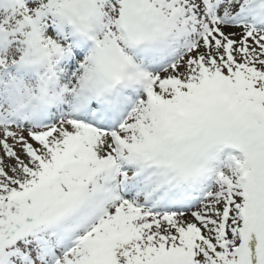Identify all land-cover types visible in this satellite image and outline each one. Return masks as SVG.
<instances>
[{"label":"snow or ice","instance_id":"snow-or-ice-1","mask_svg":"<svg viewBox=\"0 0 264 264\" xmlns=\"http://www.w3.org/2000/svg\"><path fill=\"white\" fill-rule=\"evenodd\" d=\"M0 264H264V0H0Z\"/></svg>","mask_w":264,"mask_h":264}]
</instances>
